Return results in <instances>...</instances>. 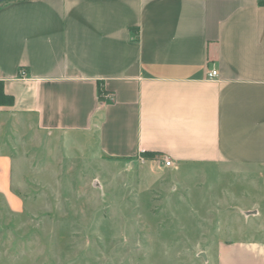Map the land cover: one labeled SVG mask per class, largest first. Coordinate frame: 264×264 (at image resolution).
I'll list each match as a JSON object with an SVG mask.
<instances>
[{"label":"crops","instance_id":"0c3cea01","mask_svg":"<svg viewBox=\"0 0 264 264\" xmlns=\"http://www.w3.org/2000/svg\"><path fill=\"white\" fill-rule=\"evenodd\" d=\"M76 136L107 163L151 152L142 155L164 168L161 156L175 169L229 173L251 188L244 221L259 217L264 3H0V198L14 213L24 202L13 188L34 163L22 167L13 140L36 148ZM212 236L206 264H264V226L222 234L216 224Z\"/></svg>","mask_w":264,"mask_h":264},{"label":"rangeland","instance_id":"374dc122","mask_svg":"<svg viewBox=\"0 0 264 264\" xmlns=\"http://www.w3.org/2000/svg\"><path fill=\"white\" fill-rule=\"evenodd\" d=\"M84 142L13 140L22 167L34 165L13 188L23 210L0 198V264H206L216 224L222 234L264 226L263 202L244 221L252 197L240 178L164 168L143 153L107 163Z\"/></svg>","mask_w":264,"mask_h":264},{"label":"built area","instance_id":"2783aa9c","mask_svg":"<svg viewBox=\"0 0 264 264\" xmlns=\"http://www.w3.org/2000/svg\"><path fill=\"white\" fill-rule=\"evenodd\" d=\"M218 76V72L216 69H212L209 73H208V77L210 78H216ZM142 159V158H140ZM161 160L163 161V165L165 167H171L173 169L176 168L174 162L168 157V156H161Z\"/></svg>","mask_w":264,"mask_h":264},{"label":"trees","instance_id":"16d2710c","mask_svg":"<svg viewBox=\"0 0 264 264\" xmlns=\"http://www.w3.org/2000/svg\"><path fill=\"white\" fill-rule=\"evenodd\" d=\"M259 2H261V3H264V0H259ZM105 94V91H104V88L103 87H101V86H99L98 87V95H99V97H102L103 95ZM145 156H147V157H152L154 154L153 153H143Z\"/></svg>","mask_w":264,"mask_h":264},{"label":"water","instance_id":"95a60500","mask_svg":"<svg viewBox=\"0 0 264 264\" xmlns=\"http://www.w3.org/2000/svg\"><path fill=\"white\" fill-rule=\"evenodd\" d=\"M5 1H8V0H0V3H3V2H5Z\"/></svg>","mask_w":264,"mask_h":264}]
</instances>
